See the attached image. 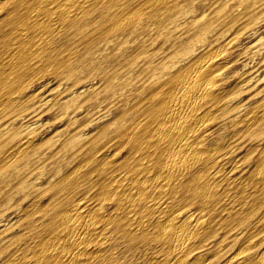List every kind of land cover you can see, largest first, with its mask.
Segmentation results:
<instances>
[{
  "label": "bare ground",
  "instance_id": "obj_1",
  "mask_svg": "<svg viewBox=\"0 0 264 264\" xmlns=\"http://www.w3.org/2000/svg\"><path fill=\"white\" fill-rule=\"evenodd\" d=\"M196 1L205 0H0V108L20 102L31 61L42 63L38 73L65 68L72 77L109 43L106 88L120 108L113 129H102L116 136L88 140L77 168L51 185L41 224L23 222L14 236L5 233L14 223L0 219V264H129L115 255L117 242L129 254L152 249L146 264H264V84L243 114L236 96L253 81L264 83V0H234L230 8L229 0L212 1L219 6L206 11H196ZM151 36L165 51L146 48L145 41H156ZM246 38L252 40L242 45ZM131 39L137 42L130 53L121 46ZM68 55L77 65L66 67ZM241 58L256 64L231 91L226 72ZM130 80L141 96H130ZM216 119L240 126L238 147L218 153L219 141L207 143ZM34 140L0 136V156L25 152ZM109 145L124 155L104 159ZM240 148L244 156L233 158ZM2 159L0 183L8 184L7 172L24 176L19 156ZM27 180L17 190L34 186ZM92 188L93 196L68 197Z\"/></svg>",
  "mask_w": 264,
  "mask_h": 264
},
{
  "label": "rangeland",
  "instance_id": "obj_2",
  "mask_svg": "<svg viewBox=\"0 0 264 264\" xmlns=\"http://www.w3.org/2000/svg\"><path fill=\"white\" fill-rule=\"evenodd\" d=\"M212 1L217 2L218 0H205L203 1L204 4H200L197 1L194 2L196 11H206L207 8H212L214 10V8L219 6V4L216 3L215 5H211ZM233 5L234 0H229L228 8ZM263 32L264 25L259 28V33ZM151 37H153L156 41L151 39L145 41L146 48L150 49V51L159 53L165 51L164 49L167 45H161V38L155 36ZM251 40L252 38L244 39L242 41V45H246ZM136 42L137 41H134V39H131L129 42L123 43L121 47L131 53L136 46ZM113 52L114 47L112 43L106 45L102 44L94 52V62L91 64L87 63L89 65L85 64L84 69H82L83 71L80 73L77 72L72 77L67 75L65 68L58 73L53 72L51 68H48L42 73H38L36 72V69L39 67L40 61L37 63L31 61V65L33 67L32 73L29 75V79L31 80L28 81L26 87L24 88L25 90H23V94L25 96H22L20 102L15 100L14 102H16V105L0 108L1 137L8 140V138H19L24 134H28L34 136L35 138V146H32L31 149L27 148V151L25 150V152L19 153L20 155L15 153L16 151H10V156H8V153L0 156V162H3L2 158L19 156L18 163L20 165L21 172L23 171L22 174L24 175L19 177L13 172H7L6 175L8 176V184L5 185L0 183V219L4 222H8L10 220V222L14 223V225H12L13 228L8 229L5 232L7 235L19 236L22 234L23 225L21 226L20 224L23 222L27 223L30 219L34 220V223L36 224H41L40 222L44 219V213L41 210L44 209L46 204L50 203L53 198L52 190L50 189L51 185L62 176L69 174L77 168L80 164V160H82L83 156L86 154L85 152L87 147L89 149L88 145L90 142H88V140L95 137L116 136L111 130H108V133L104 135L102 130L104 129L103 127H105L106 124L109 125V123H112L109 126L113 129L115 126L113 122H117V120L114 121V119L120 112V108H118L117 102L112 100V94L110 90L106 88L107 85L105 82L106 76L111 73L112 67L110 63V56ZM78 54L80 55L81 51ZM59 57L62 58V55ZM231 58L235 59V56ZM77 60V56L68 55L66 58V67H74L77 65ZM100 61H103V66L105 64V68L95 70V65H97ZM236 63V65L232 68L230 67L226 72V75L230 76V78H228V84L231 86H229L231 91H237L239 88L238 85H235L239 83L238 81L240 79L242 80V78H239V74L256 64L255 61L248 62L245 58H241L239 62ZM40 65H42V63ZM137 74L138 73L136 71H133L132 78L136 77ZM117 77L116 79H118ZM119 78H121V76ZM262 84H264L263 81H253L254 87L252 90L243 91L240 94L237 93L236 96L238 97L240 105L239 109H244L240 112L241 114L254 105L257 97H253L252 95L262 87ZM127 90L128 92L130 90V96L135 94L137 96H141L139 95V84L136 82H132L130 80ZM109 100L112 103H110ZM94 118H97V120H94ZM210 127H212L211 130L213 133L207 136V143L215 146L216 142L219 141L216 146H222V150L218 153L228 151L230 148H235L240 145L239 139L237 140L238 137H242L239 125H234L228 119H216L213 120ZM25 131L28 132L24 133ZM108 149L110 150L108 151ZM105 151L108 152H105L106 157H103L104 159H107L108 153L110 154L112 152L124 155V149L118 147L117 145H109ZM244 153L245 149L240 148L237 149L232 156L233 158H239L241 155L243 157ZM24 178L34 184L32 187L33 189L31 188L30 190L28 189L25 191L17 190V183ZM85 193H90V196H93V188L86 190L85 192L71 191V193L68 194V197L71 201H75L84 197ZM60 198L62 200L65 196L63 195L57 197V199ZM28 204L31 205L29 206ZM111 207V203L104 204V210H106V212L109 211ZM173 209L175 210L177 208L173 207ZM186 210L192 211L193 209L189 208ZM217 237L218 235L215 238ZM232 243L233 240H231V238L224 241L223 246L226 245V251L231 248ZM114 245V247H116V249H114L116 253L115 255L121 261L124 259L125 262H128L129 264H146V261L152 257L150 253L152 249H148L147 247L140 246V249L137 248V250H132V254H129L123 243L117 242ZM219 255L220 254H218V256ZM110 264H116V262H111Z\"/></svg>",
  "mask_w": 264,
  "mask_h": 264
}]
</instances>
